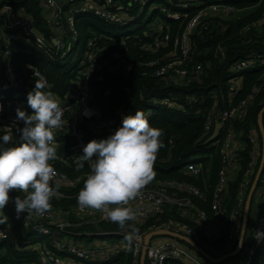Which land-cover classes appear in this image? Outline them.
Here are the masks:
<instances>
[{"label": "trees", "instance_id": "trees-1", "mask_svg": "<svg viewBox=\"0 0 264 264\" xmlns=\"http://www.w3.org/2000/svg\"><path fill=\"white\" fill-rule=\"evenodd\" d=\"M120 1V0H116ZM159 5H166L170 14H178L174 19L166 18L159 11V7L152 11L149 18L145 12L150 4L132 3L129 16L134 17L133 24L124 29L106 26L102 20L95 17H79L74 23L78 42L65 58L46 50L38 51L20 44L12 46L11 65L14 73V86L6 92L0 93V118L11 115L16 108L22 107L31 114L27 104V93L34 87L35 79L28 66H33L43 74L56 98L63 100L77 85L84 80V73L91 65L95 70L88 82L91 93L90 108L99 109L101 118L108 126L115 130L121 126L122 118L142 111L152 127L162 130L161 142L163 147L158 151L153 169L155 177L141 190L155 189L160 185L171 182L173 186L183 184L192 186L200 193L194 197L185 191L167 189L170 196L187 199L193 206V213H203L212 220L214 213L211 207L217 192V182L222 171V144L226 136L231 135L240 147L236 150L237 164L232 176L228 178L220 199L223 212L222 224L218 228L216 239L212 243L208 240L198 220L194 216H184L182 209L177 206H165L156 217L131 224L121 229L117 224L105 222L98 226L84 225L76 232L89 233H123L128 235L132 229L134 237L145 235L150 227L162 223L185 224L190 227L195 237H190L198 247L209 256L230 250L228 242L230 214L239 203L242 188L245 196L251 187L248 175L256 174L262 155V135L258 127V114L264 107V0H150ZM167 2V3H166ZM43 0H0V9L7 8L16 17H27L39 34L47 41L54 38V30L50 21L45 17ZM187 4L188 10L182 6ZM220 5L231 7L237 13L214 16L206 13L200 24L190 35V54L188 60L181 66L188 71V77L175 84H167L154 76L158 66L166 63L162 57L172 54L178 56L174 41L179 38L187 22L197 11L205 7ZM145 11L137 18L138 10ZM252 10L245 16L242 12ZM157 22L156 29L150 27ZM261 23L258 27L254 25ZM137 26L133 32L127 31ZM126 30V31H125ZM118 32V33H116ZM161 33L167 35L168 41L159 39L155 45V36ZM108 36V37H106ZM130 38H126V37ZM125 38L122 47L120 40ZM89 40L94 41V48L87 47ZM145 46L150 48L146 51ZM92 53L91 64L85 60V55ZM158 62L157 66L149 63ZM196 66H201L200 76L192 75ZM3 62H0V84L8 86L3 76ZM244 102L242 110L227 124L226 128L217 132L213 141L212 136L217 116L230 111ZM67 113V128L56 135L57 153L59 155L76 154L74 150L77 139L70 136L71 128L81 136L87 144L98 137L94 128L87 125L85 119H79V108L73 102L69 103ZM240 117V119H238ZM264 134V114H263ZM209 126V130L206 127ZM189 164L202 167V171L194 176L187 172ZM77 165V164H76ZM76 165H65L59 162L52 164L56 171L65 174L69 183L59 187L60 192L69 199L52 200L51 210L70 211L77 204V194L83 187L87 174L90 172L91 161L85 162V167L77 171ZM82 176L84 181L75 184L73 181ZM252 183V182H251ZM264 194V169L253 195L255 201L258 193ZM11 197L24 194L13 191ZM8 217L11 240L0 242V264H41L39 256L23 250L24 240L36 241V234L23 228V222L16 217L14 205L10 202L4 209ZM243 213V211H242ZM250 214V213H249ZM243 217V216H242ZM247 222V229L250 222ZM29 224L37 222L25 218ZM74 222L75 217H70ZM238 236V235H237ZM85 240L87 244L119 243L123 238L117 236H98L90 238H76L75 241ZM245 240V239H244ZM186 246L184 244H181ZM132 244L126 243L124 251L111 258L106 264H131ZM200 257V256H199ZM201 258V257H200ZM202 259V258H201ZM264 264V240L255 249L251 264L258 261ZM204 262L210 264L203 259ZM169 264H183L173 261Z\"/></svg>", "mask_w": 264, "mask_h": 264}, {"label": "built area", "instance_id": "built-area-1", "mask_svg": "<svg viewBox=\"0 0 264 264\" xmlns=\"http://www.w3.org/2000/svg\"><path fill=\"white\" fill-rule=\"evenodd\" d=\"M92 1L91 6H87L84 2ZM223 1H237V0H219ZM44 13L50 17V23L54 30V38L52 41H47L43 38L36 27L30 22L27 17H16L13 13H10L7 8L0 9V62H3V76L8 86H2L0 84V93L6 92L14 86V73L11 65L12 46L14 44H20L26 47L34 48L38 51H48L57 56L60 60L69 55L73 46L78 42L77 31L74 27V23L79 17H95L103 21V23L115 29L120 27L126 28L133 23L134 17L129 16L131 13L132 3H141V5L149 4L150 0H43ZM167 3V2H166ZM166 5H160L159 11L166 18H177L178 14H170L166 10ZM188 5L182 6L183 10H188ZM222 13L229 14L233 12L231 7H221L220 5H213L205 7L202 10L196 12V14L190 18L187 22L184 30L178 39L174 41V47L178 51V56L173 57L172 54L162 57L166 60L161 66H158L155 70L154 76L167 84H175L185 80L188 77V71L181 67L189 58L190 54V35L200 24L203 16L206 13L214 14L216 10ZM261 23L254 25L258 27ZM108 37V36H106ZM155 45L158 46L159 39L168 41L167 35L163 36L159 32L155 36ZM126 38H130L129 36ZM94 41L89 40L87 47L94 48ZM121 46L125 45V38L120 40ZM146 51L150 52V48L145 46ZM93 54L87 53L85 60L91 64L93 62ZM158 62L149 63V66H157ZM28 68L34 72H38L33 66ZM95 69L90 65L88 70L84 73V80L81 81L77 87H75L70 93L64 96L63 100L59 99L61 106L64 108L63 120L65 126L62 129L56 131L55 136L63 132L67 127L66 116L70 110V102L77 105L79 109L78 118L85 119L87 125L94 128L98 137L107 138L115 131L114 127H110L101 118L99 109L90 108L89 103L91 101V93L89 90L88 82L92 72ZM202 72L201 66H196L192 75L195 77L200 76ZM242 102L239 106L232 108L230 111L218 115L215 125H218V133L221 130L224 131L227 124L230 123L242 110L244 106ZM24 110L22 107H18ZM16 108V110L18 109ZM16 110L6 118H0V127L13 126L16 117ZM26 111V110H24ZM27 112V111H26ZM29 113V112H27ZM30 114V113H29ZM123 118V117H121ZM23 122H15L13 128L14 142L19 143L20 133L16 131L17 128H22ZM209 130V126L206 127ZM81 137V136H80ZM233 137L228 135L224 138L222 144V171L217 182V192L215 195L214 203L211 210L214 213L212 220L207 219L203 213H193V206L190 205L187 199H180L176 196H170L167 189H175L185 191L190 195L197 197L199 191L192 186H184L183 184H177L173 186L171 182L166 185L162 184L155 189L140 190L137 197L130 201L128 206L134 210L135 219L131 221V224H140L156 217L167 204L177 206L182 209L184 216H194L198 220L203 232L208 235L210 243L216 239L218 228L222 224V215L220 207L221 194L227 185L228 177L232 175L234 166L237 164L236 150L238 145L236 141L233 142ZM79 155H82L79 150L76 154L59 155L57 153L56 158L51 161V165L55 162H59L65 165H76ZM202 171V167L196 164H189L187 166V172L197 176ZM57 175L54 178V184L58 187V195L56 199H69L60 192L59 187L67 186L69 183L68 177L56 171ZM84 179L82 176L77 177L73 183L81 184ZM244 187L240 193V200L237 207L231 212L229 222V236L228 242L232 245L239 233L240 229V217L242 214L241 203L244 197ZM19 192V191H18ZM27 195L26 193H22ZM264 197V194H263ZM110 207H115L112 205ZM34 219L37 222L35 224H29L25 218ZM70 217H75V221L72 222ZM23 222V228L29 229V232L36 234L35 240H24L22 242V248L26 252L35 253L39 256L41 264H106L111 258L121 254L129 243L126 239V234L123 233H89L86 231L76 232L77 229L84 225L98 226L105 222H110L107 217V211L95 210L91 208L81 209L78 205L70 209V211L63 210H51L45 213L43 216L37 215L34 212L21 214L18 218ZM10 228L8 225H0V242L11 240L9 233ZM159 230H165L173 233H178L186 237H195L194 231L185 224H172L162 223L159 226H151L150 232ZM147 233V234H148ZM146 235V234H145ZM145 235H140L134 238L132 241V262L131 264H140V256L143 248V239ZM98 236H117L123 238L119 243H90L87 244L85 240L75 241L76 238H90ZM155 239V238H154ZM152 239L146 248L145 264H169L170 262L177 261L183 264H204L200 258L189 248L180 245L179 242L170 238H157ZM264 240V212L261 213L260 218L257 220L256 226L250 239L251 244L247 257H245L244 264H251L255 249Z\"/></svg>", "mask_w": 264, "mask_h": 264}, {"label": "clouds", "instance_id": "clouds-1", "mask_svg": "<svg viewBox=\"0 0 264 264\" xmlns=\"http://www.w3.org/2000/svg\"><path fill=\"white\" fill-rule=\"evenodd\" d=\"M33 75L34 87L27 93L31 114L16 110L15 122H23V127L16 129L19 143H13L15 122L0 127V225L8 224L4 209L10 202L17 218L30 212L43 216L58 195L54 184L57 172L50 162L57 156L55 133L65 126L64 108L49 90L47 78L40 72ZM2 108L0 105V111ZM161 136V129L152 127L142 111H135L124 116L121 126L107 138L87 142L76 165L79 171L91 161L76 197L78 206L107 211L110 222L126 228L135 219L129 202L155 177L153 165L163 147ZM13 191L27 195L13 198ZM134 232L133 228L126 236L130 246Z\"/></svg>", "mask_w": 264, "mask_h": 264}, {"label": "water", "instance_id": "water-1", "mask_svg": "<svg viewBox=\"0 0 264 264\" xmlns=\"http://www.w3.org/2000/svg\"><path fill=\"white\" fill-rule=\"evenodd\" d=\"M56 1L59 2L60 0H56ZM263 114H264V107L262 108V110L258 114V127L260 129V133L262 135V140H263L261 161H260L256 176H255V179H254V181L251 185V188L247 194V198H246L245 206H244V210H243V217H242V221H241V233H240L239 245L234 250V252L227 254V255H224L219 259H213L206 252H204V250H202L200 247H198L196 245V243L191 238L186 237V236L181 235V234H178V233H173V232H169V231H165V230H159V231H155V232H150V233L145 235V237L143 239V248H142L141 256H140V264H145L146 248L149 245L150 241L154 238H170L172 240L179 242L180 244H184V245H186L185 247L192 250L195 254H197L198 256H200L202 259L206 260L210 264H218V263L222 262L223 260H225L226 258L235 256L239 252L240 248L242 247L244 235L246 232L250 204H251L253 195L255 193V190L257 188L258 181H259V179L262 175L263 169H264V134H263V121H262L263 120ZM217 132H218V125H215L213 134L209 138L208 142L213 141V139L217 135ZM70 136L75 137L77 139V142H78V145L74 150L79 149L82 153V148L86 144L82 141L80 135L76 132L75 127L71 128Z\"/></svg>", "mask_w": 264, "mask_h": 264}, {"label": "rangeland", "instance_id": "rangeland-1", "mask_svg": "<svg viewBox=\"0 0 264 264\" xmlns=\"http://www.w3.org/2000/svg\"><path fill=\"white\" fill-rule=\"evenodd\" d=\"M87 6H91V4H93L92 1H85L84 2ZM150 5L147 7V10L145 12V18H149L151 16V13L153 10L157 9L160 5L157 1H151V3H149ZM219 8H217L216 12L213 14L214 16H221V11H218ZM139 12L137 13L138 16L137 18H139V16L145 11V9H140L138 10ZM252 12V10L250 11H247V12H242L241 15L242 16H245L247 15L248 13ZM231 13H237L236 11H231ZM45 14V13H44ZM45 17L50 20V17H48L47 14H45ZM134 23V22H133ZM131 23V24H133ZM156 26H157V22H153V25L150 27L151 30H155L156 29ZM122 28V27H120ZM119 28V29H120ZM124 29V28H122ZM137 29V26L135 27H130L129 29H127V31H130V32H133ZM126 31V30H125ZM118 33V32H116ZM80 109V108H79ZM238 119H240V117H238ZM233 142L236 141L235 138H233ZM236 145H237V142H236ZM240 145V143L238 144V146ZM258 170V169H257ZM257 173V172H256ZM232 176V175H231ZM255 176L256 174L254 175H251L250 174V177L248 175V184L252 185L254 179H255ZM229 178V177H228ZM252 182V183H251ZM251 188V187H250ZM250 190V189H249ZM245 191V190H244ZM260 191V190H259ZM249 192V191H248ZM245 194V193H244ZM243 194V195H244ZM246 198L247 196L244 195L243 197V200H242V203H241V209L242 211L244 210V206H245V201H246ZM253 199V198H252ZM168 208H172L173 206L171 204H167L166 205ZM264 212V197H262V191H260L258 193V196H256V199L254 202L251 201V204H250V209H249V215L251 216L250 217V222H249V226H248V229L246 227V232H245V235H244V239L243 240V244H242V247L240 248L239 252L233 256V257H229V258H226L225 260H223L222 262L218 263V264H244V260H245V257H247V253H248V250H249V245L251 244V237H252V233L254 231V228L256 226V223H257V220L260 218L261 216V213ZM249 215H248V218H249ZM241 216H243V213L241 214ZM241 221H242V217H240V229H239V233L237 234L238 236L236 237L234 243L232 244V246L230 247V250L224 252L221 254L220 251H218V253L216 255H213V256H210L211 258L213 259H219L221 258L222 256L224 255H227V254H230L232 252H234V250L237 248V246L239 245V239H240V233H241ZM157 239V238H155ZM154 239V240H155ZM198 256V255H197ZM199 257V256H198ZM200 258V257H199ZM201 262L204 263V264H208L206 262L203 261V259H201ZM257 264H262V262L259 260L257 262Z\"/></svg>", "mask_w": 264, "mask_h": 264}, {"label": "crops", "instance_id": "crops-1", "mask_svg": "<svg viewBox=\"0 0 264 264\" xmlns=\"http://www.w3.org/2000/svg\"><path fill=\"white\" fill-rule=\"evenodd\" d=\"M56 98V97H55ZM58 101H59V99L58 98H56ZM237 145H238V143H237ZM238 147H240V145L238 146ZM181 245V244H180Z\"/></svg>", "mask_w": 264, "mask_h": 264}]
</instances>
